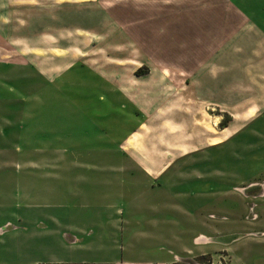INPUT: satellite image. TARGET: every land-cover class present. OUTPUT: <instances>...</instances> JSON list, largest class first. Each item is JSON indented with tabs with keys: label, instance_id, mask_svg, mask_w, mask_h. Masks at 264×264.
Instances as JSON below:
<instances>
[{
	"label": "rangeland",
	"instance_id": "obj_1",
	"mask_svg": "<svg viewBox=\"0 0 264 264\" xmlns=\"http://www.w3.org/2000/svg\"><path fill=\"white\" fill-rule=\"evenodd\" d=\"M126 5L134 0H0V130L10 121L23 131L22 113L30 110H57L63 130L61 147L46 140L25 152L20 133L11 139L9 132L6 141L0 132V141L15 143L0 149L8 158L0 164V264H152L180 249L184 257L174 262L200 264L207 255L211 264H264V114L245 122L254 101L230 108L182 96L193 90L187 77L147 64L122 37L130 24ZM151 92L157 99H144ZM119 93L126 107L153 108L154 118L168 123L141 128L142 135L127 125L126 146L102 147L121 144L116 133L123 124L114 114L110 129L92 123L93 110L112 96L121 101ZM133 149L151 157L143 165L150 176L119 157L64 160ZM24 153L45 155L41 170L24 172L22 161L33 159ZM12 159L20 163L12 166ZM54 199L62 210L55 211ZM54 213L60 235L53 234ZM200 233L206 237L197 242Z\"/></svg>",
	"mask_w": 264,
	"mask_h": 264
},
{
	"label": "crops",
	"instance_id": "obj_2",
	"mask_svg": "<svg viewBox=\"0 0 264 264\" xmlns=\"http://www.w3.org/2000/svg\"><path fill=\"white\" fill-rule=\"evenodd\" d=\"M125 12L129 16L130 24L128 22L123 24L122 37L133 40L136 48L141 52L142 59L147 64L163 71L179 72L187 77L189 79L188 83L193 85V90L185 89L184 92L180 93L182 96H191L199 101H212L217 106L230 108L254 101V107L247 109L244 115L241 114L244 117L246 116L245 122L249 121V118H247L249 116L264 114V0H134V5H126L123 14ZM123 21L127 20L123 17ZM162 79L165 84H173L175 82L170 76H162ZM9 89L12 92L13 89L11 87ZM102 96L106 99L105 95ZM158 96L157 93L151 92L150 97H144V99H157ZM118 99L121 101L114 103V96L109 97L108 103L103 104V108L93 110V114L98 118L92 119V123L103 127L106 126L107 129H110L112 127L110 116L114 114L121 117L119 120L125 128L127 125L133 126L136 131L135 135H139L138 133L140 135L144 134L142 132L145 131L141 130V128L159 126L163 129L168 123L164 122V119L159 121L154 118L151 113L154 110L153 108L149 109L147 107L148 110L144 107L136 108V104H133V108L126 107L127 98L123 97V93L118 94ZM146 110L149 111V114L146 113ZM36 114L31 112V110L28 113L23 111L22 117L27 119V124L22 120L23 131L19 132L17 128H20V126H17L18 124L7 121L9 123L8 126L5 130H0V132L6 136V141H8L7 134L9 132L11 133L9 136L11 139H14L15 134L20 133V142L25 145L21 146L23 147V152L30 147H44L46 140H50L49 142L52 140L54 148L61 147V133L63 130L61 121L57 119V110H44L42 114L38 113L37 115L43 116L42 120L35 119ZM127 118L130 120L128 121L129 123ZM30 121L33 122L30 123ZM40 122H44L43 126H41ZM84 122L87 125H93L87 118L82 120V123ZM120 125L119 123V129ZM47 126L50 131L46 130ZM119 129L116 135L118 136V143L121 142V144L109 143L108 146L102 147L116 148L128 144L127 137L130 135V128H126L124 131ZM101 132H105V130L103 129ZM72 138L73 136L70 137V139ZM0 142L4 144L0 146V149H7V151L11 150L15 144L5 141ZM76 143L80 146L82 140L76 141ZM98 145L96 146L98 147ZM2 152H0V164H8V158H5L6 156H3ZM145 155H147V152L143 153L141 150L133 149L130 153L122 155L112 153L69 155V157H64V160L73 162L72 160L76 159L74 161L75 164H82L79 159L85 158L89 160L91 156H96L93 160L101 161L109 157H119L117 160L121 164H127L128 161H131L135 165L134 168L136 170H140L150 176L147 166L143 165L151 160V157H146ZM31 156L37 160L22 161L23 164L27 162L23 166L24 172L30 173L41 170L40 168L42 167L39 161H45L47 158L45 155ZM48 157H58L52 159L55 161L53 163H61L62 157L60 156L53 155ZM9 163L13 166L20 162H15L12 159ZM121 170L126 169L121 167ZM166 173L167 171H165ZM39 193V195L43 196L45 192L39 190ZM53 195L61 196V192L55 190ZM54 201H56L54 202L55 211L56 209L62 210L61 202L55 199ZM26 207H29V204ZM32 215L33 217L35 216L34 214ZM27 217L29 221V212ZM24 218H22L23 222ZM39 218H43V214L34 217L35 220ZM52 219L53 234L58 233L60 235L62 231L61 220L60 218L58 220L55 213ZM25 222H27L26 219ZM114 224L115 227H119V223L116 222ZM71 230V235L75 241V234H78L77 231H82V229L77 227ZM201 237L205 238L206 234L200 233L194 240L204 239ZM0 239L3 240L2 238ZM180 250L181 253L174 254L173 258H160L152 264H171L174 261L183 259L184 250ZM186 251L189 250L186 249ZM24 256L27 257V255H19L17 258L24 259ZM13 259L11 258V260ZM131 263L124 262L121 264ZM30 264H37V262ZM81 264L88 263L83 262Z\"/></svg>",
	"mask_w": 264,
	"mask_h": 264
},
{
	"label": "trees",
	"instance_id": "obj_3",
	"mask_svg": "<svg viewBox=\"0 0 264 264\" xmlns=\"http://www.w3.org/2000/svg\"><path fill=\"white\" fill-rule=\"evenodd\" d=\"M207 260V262H209L208 264H211V259L207 257V255H202L201 257H198V261L200 264H205V261ZM61 264V263H60ZM171 264H185L182 262H173Z\"/></svg>",
	"mask_w": 264,
	"mask_h": 264
},
{
	"label": "water",
	"instance_id": "obj_4",
	"mask_svg": "<svg viewBox=\"0 0 264 264\" xmlns=\"http://www.w3.org/2000/svg\"><path fill=\"white\" fill-rule=\"evenodd\" d=\"M233 236H229V237H227V238H232Z\"/></svg>",
	"mask_w": 264,
	"mask_h": 264
},
{
	"label": "bare ground",
	"instance_id": "obj_5",
	"mask_svg": "<svg viewBox=\"0 0 264 264\" xmlns=\"http://www.w3.org/2000/svg\"><path fill=\"white\" fill-rule=\"evenodd\" d=\"M201 238H204V237H201ZM231 240H232V239H231ZM231 240H230V241H231Z\"/></svg>",
	"mask_w": 264,
	"mask_h": 264
}]
</instances>
